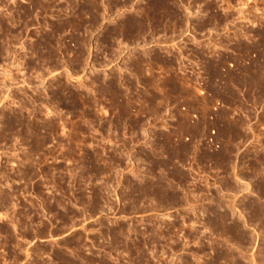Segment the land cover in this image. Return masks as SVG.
Listing matches in <instances>:
<instances>
[{"label":"rangeland","instance_id":"1","mask_svg":"<svg viewBox=\"0 0 264 264\" xmlns=\"http://www.w3.org/2000/svg\"><path fill=\"white\" fill-rule=\"evenodd\" d=\"M0 264H264V0H0Z\"/></svg>","mask_w":264,"mask_h":264}]
</instances>
